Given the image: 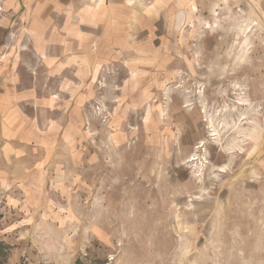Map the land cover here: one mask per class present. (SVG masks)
<instances>
[{
	"label": "rangeland",
	"instance_id": "374dc122",
	"mask_svg": "<svg viewBox=\"0 0 264 264\" xmlns=\"http://www.w3.org/2000/svg\"><path fill=\"white\" fill-rule=\"evenodd\" d=\"M194 1L99 75L47 199L0 193V264H264V0Z\"/></svg>",
	"mask_w": 264,
	"mask_h": 264
},
{
	"label": "crops",
	"instance_id": "0c3cea01",
	"mask_svg": "<svg viewBox=\"0 0 264 264\" xmlns=\"http://www.w3.org/2000/svg\"><path fill=\"white\" fill-rule=\"evenodd\" d=\"M194 0H0V193L47 199L51 163L86 119L99 75L148 56L150 27ZM137 60V59H136ZM59 156V157H58ZM50 174V175H49ZM10 197V196H9Z\"/></svg>",
	"mask_w": 264,
	"mask_h": 264
},
{
	"label": "trees",
	"instance_id": "16d2710c",
	"mask_svg": "<svg viewBox=\"0 0 264 264\" xmlns=\"http://www.w3.org/2000/svg\"><path fill=\"white\" fill-rule=\"evenodd\" d=\"M2 253V246H1V244H0V254ZM75 264H82V263H80L79 261H77Z\"/></svg>",
	"mask_w": 264,
	"mask_h": 264
}]
</instances>
